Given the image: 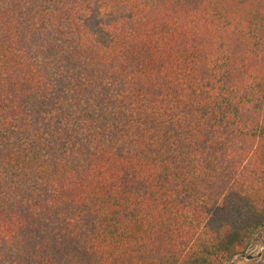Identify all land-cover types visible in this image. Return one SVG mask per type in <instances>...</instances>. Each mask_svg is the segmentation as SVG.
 <instances>
[{
	"label": "trees",
	"instance_id": "1",
	"mask_svg": "<svg viewBox=\"0 0 264 264\" xmlns=\"http://www.w3.org/2000/svg\"><path fill=\"white\" fill-rule=\"evenodd\" d=\"M264 227V0H0V264H228Z\"/></svg>",
	"mask_w": 264,
	"mask_h": 264
},
{
	"label": "rangeland",
	"instance_id": "2",
	"mask_svg": "<svg viewBox=\"0 0 264 264\" xmlns=\"http://www.w3.org/2000/svg\"><path fill=\"white\" fill-rule=\"evenodd\" d=\"M228 264H264V227L255 233L252 246L247 254L235 258Z\"/></svg>",
	"mask_w": 264,
	"mask_h": 264
}]
</instances>
